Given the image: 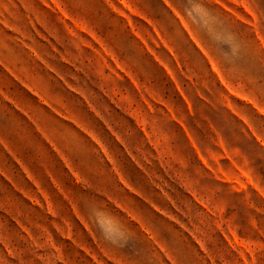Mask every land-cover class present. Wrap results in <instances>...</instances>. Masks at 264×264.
Returning a JSON list of instances; mask_svg holds the SVG:
<instances>
[{
	"label": "rangeland",
	"instance_id": "1",
	"mask_svg": "<svg viewBox=\"0 0 264 264\" xmlns=\"http://www.w3.org/2000/svg\"><path fill=\"white\" fill-rule=\"evenodd\" d=\"M0 264H264V0H0Z\"/></svg>",
	"mask_w": 264,
	"mask_h": 264
},
{
	"label": "clouds",
	"instance_id": "2",
	"mask_svg": "<svg viewBox=\"0 0 264 264\" xmlns=\"http://www.w3.org/2000/svg\"><path fill=\"white\" fill-rule=\"evenodd\" d=\"M199 17L204 21L205 25H211L212 20L206 10L199 14ZM99 226L104 239L113 244H116L118 239L123 236L121 225L119 224L118 220L112 216L106 215L102 221L99 218Z\"/></svg>",
	"mask_w": 264,
	"mask_h": 264
}]
</instances>
